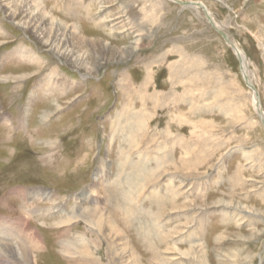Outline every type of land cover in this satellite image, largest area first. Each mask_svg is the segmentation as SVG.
<instances>
[{
  "label": "rangeland",
  "instance_id": "rangeland-1",
  "mask_svg": "<svg viewBox=\"0 0 264 264\" xmlns=\"http://www.w3.org/2000/svg\"><path fill=\"white\" fill-rule=\"evenodd\" d=\"M34 1L49 32L0 0V221L40 248L0 264H264V119L204 10ZM181 1L264 111V0Z\"/></svg>",
  "mask_w": 264,
  "mask_h": 264
},
{
  "label": "bare ground",
  "instance_id": "bare-ground-1",
  "mask_svg": "<svg viewBox=\"0 0 264 264\" xmlns=\"http://www.w3.org/2000/svg\"><path fill=\"white\" fill-rule=\"evenodd\" d=\"M30 1H32V0H28V1L26 0V4H28V6L26 5L27 8L25 7L27 9L26 13L29 14L30 23L32 24V26L35 27V29L40 27L39 30L42 33L49 32L50 28H48L47 24L45 23V19H47L46 15H45L46 12L41 10L40 7L38 8L37 4H36V2L34 0L32 1V3H30ZM29 3L31 4V6H30ZM190 5L191 6H195V7H200L199 5H196V4L195 5L194 4L193 5L190 4ZM62 22L58 21V19L53 18V19H51L49 21V25L51 26V28L55 27V26H58L59 30L58 29L57 30L60 31V30H62V28H66L65 25ZM24 26L27 27V25H24ZM28 27H30V26H28ZM67 29H68V27H67ZM230 43L234 47L235 53L238 54L242 58V60H243V68H242L243 72L242 73L246 74V72H248V69L246 67L247 66L246 65L247 64V62H246L247 57H246L245 52L241 49L242 47L240 48L239 46H237L238 44L236 45V44L232 43L231 41H230ZM20 54L23 57L27 56V52L25 50H23V48L20 49ZM77 59L78 58L76 57V62L75 63L79 64ZM254 104H255V107H256L257 111H259L260 107L258 106L259 104H258V100H257L255 94H254ZM40 192H42V193L39 195V197L42 198V199L50 200L53 197L51 190H42ZM54 211H56V210H54ZM26 225L23 224V223L16 222V221H0V254L7 255L11 259L24 261L26 263H32L34 261V250L40 248V241H39V239L37 238V236L34 233L31 234V236H30V234H28V235L25 234V236H24L25 238L24 237H23L24 239L22 238L23 241L16 242V244L14 242V238L15 237H13L14 236V232L12 233V229L17 228L18 231H19V234H20V231L23 232V230L25 229L24 226H26ZM26 228H27V226H26ZM16 237H18V234H17ZM71 244H74V243L66 242L65 246L67 247V246H70ZM71 249H72V252L75 251L74 248H71ZM71 249H69V250H71ZM77 249L78 248H76V252H77ZM72 252H70V253H72Z\"/></svg>",
  "mask_w": 264,
  "mask_h": 264
},
{
  "label": "water",
  "instance_id": "water-1",
  "mask_svg": "<svg viewBox=\"0 0 264 264\" xmlns=\"http://www.w3.org/2000/svg\"><path fill=\"white\" fill-rule=\"evenodd\" d=\"M173 1H176V2H178V3H181V4H183V5H190V4H196V5H199L203 10H204V12H205V14H206V16H207V18L209 19V21L211 22V24L213 25V26H215V28L223 35V37L226 39V41L228 42V44L230 43V37L221 29V28H219L217 25H216V23H214V19H213V17H212V15H211V13H210V11L207 9V7L203 4V3H201L200 1H181V0H173ZM230 46L232 45L231 43L229 44ZM232 47V46H231ZM237 55V57L239 58V60H240V65H241V71H242V68H243V60H242V58L238 55V54H236ZM243 72V71H242ZM244 75V77H245V80H246V83H247V85L253 90V92H254V94H255V96H256V98H257V100H258V106L260 107V109H259V111H258V113H259V115H260V117L262 118V119H264V111H263V109H262V107H261V102H260V94H259V92H258V90H257V88H256V86L252 83V81L250 80V78H249V74L246 72V74H243Z\"/></svg>",
  "mask_w": 264,
  "mask_h": 264
},
{
  "label": "crops",
  "instance_id": "crops-1",
  "mask_svg": "<svg viewBox=\"0 0 264 264\" xmlns=\"http://www.w3.org/2000/svg\"><path fill=\"white\" fill-rule=\"evenodd\" d=\"M163 2H166V4H170V3H168V2H169V0H168V1H167V0H165V1H163ZM162 7H163V8H165V6L161 5V9H162ZM161 11H163V10H161Z\"/></svg>",
  "mask_w": 264,
  "mask_h": 264
}]
</instances>
